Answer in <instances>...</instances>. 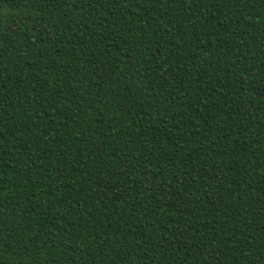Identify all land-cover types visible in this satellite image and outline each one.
Masks as SVG:
<instances>
[{
  "label": "trees",
  "instance_id": "1",
  "mask_svg": "<svg viewBox=\"0 0 264 264\" xmlns=\"http://www.w3.org/2000/svg\"><path fill=\"white\" fill-rule=\"evenodd\" d=\"M0 264H264V0H0Z\"/></svg>",
  "mask_w": 264,
  "mask_h": 264
}]
</instances>
